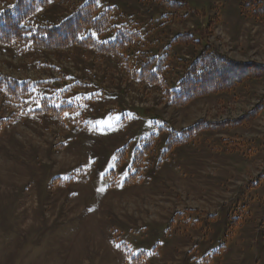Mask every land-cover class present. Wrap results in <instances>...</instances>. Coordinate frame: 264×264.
<instances>
[{
    "label": "rangeland",
    "instance_id": "1",
    "mask_svg": "<svg viewBox=\"0 0 264 264\" xmlns=\"http://www.w3.org/2000/svg\"><path fill=\"white\" fill-rule=\"evenodd\" d=\"M18 1L0 0V17ZM88 1L44 0L26 38L0 43V81L26 88L0 84V264H264V110L173 143L198 121L251 112L264 79L177 108L136 77L165 57L174 89L204 45L264 65V21L238 0H94L114 18L99 43L135 35L118 55L28 38ZM179 35L198 44H172Z\"/></svg>",
    "mask_w": 264,
    "mask_h": 264
},
{
    "label": "trees",
    "instance_id": "2",
    "mask_svg": "<svg viewBox=\"0 0 264 264\" xmlns=\"http://www.w3.org/2000/svg\"><path fill=\"white\" fill-rule=\"evenodd\" d=\"M155 5L166 9H176L174 3L166 0H151ZM44 0H20L10 10L0 17V43L9 44L11 41L21 40L24 34L31 29H25L24 23L39 7ZM240 15L256 23L264 21V0H238ZM111 11L103 9L100 4L90 0L77 8L70 16L56 25L37 27L35 33L28 38L36 47L41 49H64L70 46L82 49L92 48L98 54L118 55L125 46L126 40L134 38V34L126 39L123 33L118 32L114 42L99 43L100 35L112 25ZM201 39V36H199ZM172 44H198L192 35H179L174 38ZM164 59H151L136 73V77L152 85H159L164 90L166 100L174 107L181 108L192 101L209 95L224 94L248 80L264 79V65L254 62L243 63L228 59L214 51L208 45H204L197 58L186 68L181 79L174 89H170L164 81ZM9 96L19 97L25 94L26 88L19 87L9 80L0 81ZM55 109L43 106L42 111L52 113ZM264 110V99L248 114L235 121H222L219 123H205L198 121L180 134L175 135L173 143H185L204 131H220L224 128H236L243 123L250 122L258 117ZM40 112V111H39Z\"/></svg>",
    "mask_w": 264,
    "mask_h": 264
}]
</instances>
